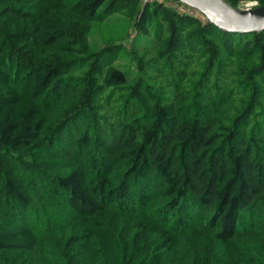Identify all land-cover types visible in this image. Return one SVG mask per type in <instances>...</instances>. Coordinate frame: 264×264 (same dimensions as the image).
Masks as SVG:
<instances>
[{
	"label": "trees",
	"instance_id": "obj_1",
	"mask_svg": "<svg viewBox=\"0 0 264 264\" xmlns=\"http://www.w3.org/2000/svg\"><path fill=\"white\" fill-rule=\"evenodd\" d=\"M112 15L129 45L93 50ZM0 264H264V30L178 0H0Z\"/></svg>",
	"mask_w": 264,
	"mask_h": 264
},
{
	"label": "water",
	"instance_id": "obj_2",
	"mask_svg": "<svg viewBox=\"0 0 264 264\" xmlns=\"http://www.w3.org/2000/svg\"><path fill=\"white\" fill-rule=\"evenodd\" d=\"M178 1L198 10L221 29L240 32L264 30V4L251 8H239L226 0Z\"/></svg>",
	"mask_w": 264,
	"mask_h": 264
},
{
	"label": "rangeland",
	"instance_id": "obj_3",
	"mask_svg": "<svg viewBox=\"0 0 264 264\" xmlns=\"http://www.w3.org/2000/svg\"><path fill=\"white\" fill-rule=\"evenodd\" d=\"M248 6V3H244L239 8H247ZM131 27V23L118 15L109 16L104 21L94 22L89 37L91 48L93 50H98L111 42L126 43L127 45L130 42L129 30ZM149 40L150 36L141 34L134 42V45H144L147 44ZM127 48L126 46V50ZM118 61L122 63L123 68H127L130 64L129 57L125 53Z\"/></svg>",
	"mask_w": 264,
	"mask_h": 264
},
{
	"label": "built area",
	"instance_id": "obj_4",
	"mask_svg": "<svg viewBox=\"0 0 264 264\" xmlns=\"http://www.w3.org/2000/svg\"><path fill=\"white\" fill-rule=\"evenodd\" d=\"M257 3L256 2H248V7L247 8H251V7H253V6H255ZM183 10H185V9H183Z\"/></svg>",
	"mask_w": 264,
	"mask_h": 264
}]
</instances>
